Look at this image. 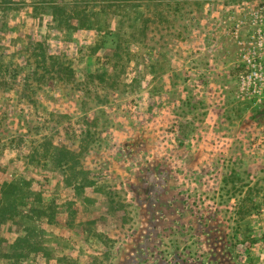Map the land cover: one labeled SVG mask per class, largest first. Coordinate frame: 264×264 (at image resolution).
<instances>
[{"label": "rangeland", "instance_id": "1", "mask_svg": "<svg viewBox=\"0 0 264 264\" xmlns=\"http://www.w3.org/2000/svg\"><path fill=\"white\" fill-rule=\"evenodd\" d=\"M259 1L0 0V264H264Z\"/></svg>", "mask_w": 264, "mask_h": 264}, {"label": "built area", "instance_id": "2", "mask_svg": "<svg viewBox=\"0 0 264 264\" xmlns=\"http://www.w3.org/2000/svg\"><path fill=\"white\" fill-rule=\"evenodd\" d=\"M241 9L242 15L234 19L232 23V34L237 43L246 49L243 59L244 67L251 68L249 77L253 74L259 75L258 70L260 75L264 76V0Z\"/></svg>", "mask_w": 264, "mask_h": 264}, {"label": "trees", "instance_id": "3", "mask_svg": "<svg viewBox=\"0 0 264 264\" xmlns=\"http://www.w3.org/2000/svg\"><path fill=\"white\" fill-rule=\"evenodd\" d=\"M50 58H53L52 55H50ZM56 72L61 75V76H72L73 74V70L69 67V65L63 63V62H56ZM62 149V148H61ZM61 158L59 159V161H67L63 155L60 156ZM91 181L89 179H87V177L85 176V174L83 175V181H81L80 183L77 184V188H84V186L90 187ZM13 187V183H9L7 184V186L5 185V187H3L2 193L7 195V193L9 192V190H11V188ZM3 207H0V217H2V209ZM1 222V219H0ZM27 239L25 236L23 237H18L16 238L14 241H12V244H21L23 242H26Z\"/></svg>", "mask_w": 264, "mask_h": 264}]
</instances>
